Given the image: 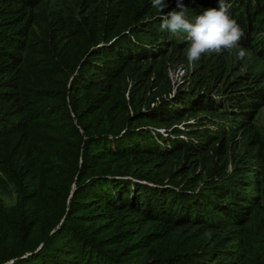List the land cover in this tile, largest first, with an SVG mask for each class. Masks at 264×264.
<instances>
[{"label":"trees","instance_id":"16d2710c","mask_svg":"<svg viewBox=\"0 0 264 264\" xmlns=\"http://www.w3.org/2000/svg\"><path fill=\"white\" fill-rule=\"evenodd\" d=\"M236 1L264 46V0ZM184 3L193 19L218 6ZM162 15L152 0H0V194L15 196L0 197V264H264V160L235 156L227 173L237 119L216 134L179 125L222 112L169 96L188 44Z\"/></svg>","mask_w":264,"mask_h":264},{"label":"rangeland","instance_id":"374dc122","mask_svg":"<svg viewBox=\"0 0 264 264\" xmlns=\"http://www.w3.org/2000/svg\"><path fill=\"white\" fill-rule=\"evenodd\" d=\"M242 1L244 2L242 3L243 6L241 9H244V7H246L245 3L248 0ZM236 2L238 1L226 0V3H230L231 5ZM261 2H263V0H261ZM252 4L251 0V5ZM188 19L194 20L195 18L193 19L188 15ZM255 26L256 30L260 29L257 35L263 37L264 21L256 22ZM179 34L180 33L175 35ZM254 39V36L251 38L247 36L242 38L239 42V46L246 49L248 52V55L243 60L239 59L237 56L239 49L234 48L231 51L224 50L220 54H211L212 56L208 61L199 60L190 64L186 59L180 63L173 62L168 69V77L173 86L172 93L169 95L170 97L179 94L190 95L192 91H195V93L199 92L203 96L201 99L203 103L204 100L209 99L215 103V108L213 109H220L222 112L220 116H212L206 112H199L197 116H189L182 122H179L182 128L192 129L191 131L205 128L214 134V131L220 130L222 126L228 129L229 126L236 124V121L241 122L235 126L232 131L225 130V132H223L229 144V147H227V173H231L237 168L234 165L235 156H243L245 159L244 163L248 167L261 165L258 158L251 157V155L258 151L259 156L264 160V97L260 98L257 97V95L250 97L251 100L257 103L256 105L248 104V100H246L245 96L242 97V100H240V98H235L237 95L264 88V46L258 48L256 44H253ZM250 44L252 46H250ZM255 49L259 50V53H257ZM208 56L210 55H204L201 59ZM198 69H200V77L203 78V82L206 83L207 87L205 86L199 89L192 86V80L198 73ZM232 81H236L235 86L230 90H222L221 87L228 88V83ZM224 103H229V105ZM241 103L245 104L242 105ZM247 112H250L249 115L246 114ZM235 119L237 120L235 121ZM187 131L189 132V130ZM249 132H251V134L254 132L256 137H250ZM189 135L195 134L190 133ZM256 138L260 140L259 144L256 142ZM247 139L253 140L245 144ZM214 145H216V142ZM0 197L8 207L14 205V194H0Z\"/></svg>","mask_w":264,"mask_h":264},{"label":"clouds","instance_id":"9594fccd","mask_svg":"<svg viewBox=\"0 0 264 264\" xmlns=\"http://www.w3.org/2000/svg\"><path fill=\"white\" fill-rule=\"evenodd\" d=\"M217 4V7L206 9L194 20H189L184 0H175V9L166 13L164 10L170 6L169 0H152V7L163 14L161 30L186 34V59L190 64L199 61L204 55L220 54L234 48L239 49V59L243 60L248 55L247 50L239 46L245 33L230 15L231 4L226 3V0H217Z\"/></svg>","mask_w":264,"mask_h":264}]
</instances>
